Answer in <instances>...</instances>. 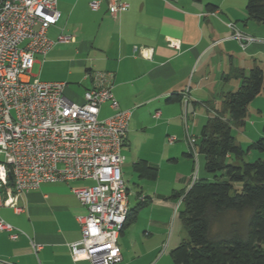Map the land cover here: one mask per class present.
Masks as SVG:
<instances>
[{"label": "crops", "instance_id": "crops-1", "mask_svg": "<svg viewBox=\"0 0 264 264\" xmlns=\"http://www.w3.org/2000/svg\"><path fill=\"white\" fill-rule=\"evenodd\" d=\"M89 1H57L60 20L48 35L55 39L61 28L74 40L55 44L44 57L35 59L31 69L36 66L35 79L65 82V95L77 103L92 86V73L111 74L118 108L105 102L99 118L106 119L117 110L131 111L123 150L131 155L132 167L146 160L157 168L153 180L160 176L162 167L174 170L166 182L169 192L164 194L156 188L152 197L147 194L146 202L137 209V218L139 209L153 200L171 205L170 197L183 194L194 175L198 179L207 177L204 170L198 174L201 154L198 149L192 151L188 139L191 136L198 141L196 131L219 107L223 94L239 86L233 69H264V25L247 18V0H125L128 9L116 16L109 14L105 3L92 10ZM208 3L214 8L209 10ZM236 31L254 40L242 47ZM169 39L179 40V49L168 46ZM263 86L264 81L247 107L245 123L239 128L244 134H262L259 123H264L263 118L251 117L253 112L262 115L259 100ZM139 134L144 136L143 142H150L149 148L135 146ZM169 136L176 140L169 143ZM122 170L126 178L125 158ZM92 183H42L20 195V211L0 207L1 219L23 232L16 239H11L8 231L0 232V264H90L85 255L72 257L69 245L81 238L77 217L86 213L71 188ZM126 191L128 195L127 186ZM132 224L119 233L121 261L116 264H153V258L146 257L160 243L144 251L130 244L128 230ZM143 235H151L146 227ZM31 240L41 245L36 253Z\"/></svg>", "mask_w": 264, "mask_h": 264}, {"label": "built area", "instance_id": "built-area-1", "mask_svg": "<svg viewBox=\"0 0 264 264\" xmlns=\"http://www.w3.org/2000/svg\"><path fill=\"white\" fill-rule=\"evenodd\" d=\"M57 1L0 0V207L20 211V195L42 183L91 180V185L71 188L86 213L77 217L81 238L69 251L72 257L85 255L90 264H116L121 261L116 220L127 204L122 148L131 111L99 118L105 102L118 108L107 72L91 74L92 86L81 103L67 98L65 82L30 79L35 55L44 57L55 44L74 40L61 28L55 39L48 35L60 20ZM102 3L111 16L129 7L125 0H90L89 6L95 11ZM235 37L242 47L254 40L238 31ZM168 46L179 49L180 41L169 39ZM196 142L189 137L193 152ZM2 231L11 239L23 233L0 217ZM30 244L34 253L41 248L33 240Z\"/></svg>", "mask_w": 264, "mask_h": 264}, {"label": "trees", "instance_id": "trees-1", "mask_svg": "<svg viewBox=\"0 0 264 264\" xmlns=\"http://www.w3.org/2000/svg\"><path fill=\"white\" fill-rule=\"evenodd\" d=\"M246 12L248 19L264 25V0H247ZM231 73L240 79L239 86L223 94L198 135V152L213 179L196 178L182 194L178 216L186 238L170 250L174 264H264V159L244 161L245 151L232 134V128L244 125L247 107L262 89L264 69L254 66ZM250 149L264 153V123ZM133 169L141 178L157 176V168L144 159ZM145 202L140 199L128 209L119 233L132 224Z\"/></svg>", "mask_w": 264, "mask_h": 264}, {"label": "rangeland", "instance_id": "rangeland-1", "mask_svg": "<svg viewBox=\"0 0 264 264\" xmlns=\"http://www.w3.org/2000/svg\"><path fill=\"white\" fill-rule=\"evenodd\" d=\"M39 56L40 55H35L34 57L36 59ZM37 74L38 73L35 66L30 71L31 80H34L36 77H33V75ZM259 101L261 102L262 115L253 112L251 117L252 120H257L258 118H263L264 120V86L262 98ZM259 127V132L262 133L263 123H259ZM199 133L200 130L196 131V136H198ZM232 134L241 143V146L245 151L243 157L244 161L249 162L257 158L264 159V153L259 152L256 149L248 150V146L250 145V143L257 140L258 138L256 132L251 133L249 131V133L244 134V132L239 128H232ZM248 136L250 137V139H247ZM143 140L144 136L139 134L138 140L135 142V146L141 145L142 149L149 148L148 144H150V142H143ZM122 155L124 156L125 162L127 163V179L123 176V181L129 189V194L127 195L128 209H131L138 202V200H144L147 194L152 197V194L154 191H156V188H158L161 192L163 191L164 194H167V192H169L168 187L166 186V182L169 174L174 171L173 169L162 167L160 176L156 180L141 178L138 172H136L132 167L130 159L131 155H129L126 150L122 151ZM203 159L204 157L201 154L199 158L200 165L198 166V174L199 172L202 173L203 170L205 171ZM123 172L124 171L122 170V174H124ZM206 176H208L210 180L213 179V176L211 174H206ZM178 189L180 190L179 187ZM137 194L139 195L137 196ZM181 196L182 193H179L174 197H170L172 203L171 205L158 203L153 200L148 206L140 208L136 220L128 230L130 232L129 236L131 238L130 244L137 245V248L142 251H144L145 249L147 250L148 248H152L156 244L160 243L159 247L146 257L147 259L152 257L153 264H174L170 256V250L177 246V244L183 238H186V229L184 228L182 221L178 216V211L182 208ZM145 227L151 234L148 238H144L143 235V228Z\"/></svg>", "mask_w": 264, "mask_h": 264}, {"label": "bare ground", "instance_id": "bare-ground-1", "mask_svg": "<svg viewBox=\"0 0 264 264\" xmlns=\"http://www.w3.org/2000/svg\"><path fill=\"white\" fill-rule=\"evenodd\" d=\"M127 212H128V206H127V204H125V206L122 209L121 217L117 218V220H116V234H119V231L122 227V224L125 221Z\"/></svg>", "mask_w": 264, "mask_h": 264}, {"label": "water", "instance_id": "water-1", "mask_svg": "<svg viewBox=\"0 0 264 264\" xmlns=\"http://www.w3.org/2000/svg\"><path fill=\"white\" fill-rule=\"evenodd\" d=\"M9 179L11 180V176L9 177Z\"/></svg>", "mask_w": 264, "mask_h": 264}]
</instances>
